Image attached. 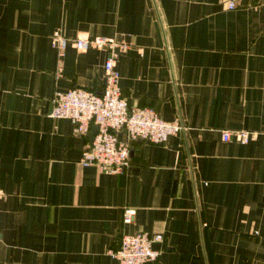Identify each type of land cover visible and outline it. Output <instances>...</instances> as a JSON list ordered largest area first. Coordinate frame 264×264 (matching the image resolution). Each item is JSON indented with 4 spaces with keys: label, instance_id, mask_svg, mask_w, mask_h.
Masks as SVG:
<instances>
[{
    "label": "crops",
    "instance_id": "crops-1",
    "mask_svg": "<svg viewBox=\"0 0 264 264\" xmlns=\"http://www.w3.org/2000/svg\"><path fill=\"white\" fill-rule=\"evenodd\" d=\"M229 1L0 0V264H118L137 233L163 237L149 264H264V0ZM55 32L124 39L128 106L184 131L132 142L124 175L82 167L96 128L52 119V98L101 91L107 55L69 46L58 71Z\"/></svg>",
    "mask_w": 264,
    "mask_h": 264
},
{
    "label": "built area",
    "instance_id": "built-area-1",
    "mask_svg": "<svg viewBox=\"0 0 264 264\" xmlns=\"http://www.w3.org/2000/svg\"><path fill=\"white\" fill-rule=\"evenodd\" d=\"M234 0L228 2L233 10ZM51 46L57 51L58 71L61 69L66 49L70 46L78 52L97 50L106 53L104 61V85L101 91L94 92L74 87L66 91L55 92L52 98V119H67L76 128L79 135L88 133L89 126H95L90 145L82 152L79 164L82 167L94 166L107 175H124L130 169V145L142 141L153 145L164 144L170 136L184 131L178 119L172 122L162 120L157 112L149 107H129L119 87V73L116 62L129 49L124 40L108 38L77 37L66 39L55 32L51 36ZM122 133L123 137L120 136ZM236 138L239 143L247 144L251 133L247 131H221L224 142ZM135 211L124 209L123 223H131ZM161 234L148 235L137 233L124 236L120 247L110 251L109 255L118 264L154 263L160 251L153 248L162 243Z\"/></svg>",
    "mask_w": 264,
    "mask_h": 264
},
{
    "label": "water",
    "instance_id": "water-1",
    "mask_svg": "<svg viewBox=\"0 0 264 264\" xmlns=\"http://www.w3.org/2000/svg\"><path fill=\"white\" fill-rule=\"evenodd\" d=\"M92 138H93V134H92Z\"/></svg>",
    "mask_w": 264,
    "mask_h": 264
}]
</instances>
